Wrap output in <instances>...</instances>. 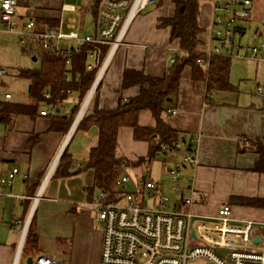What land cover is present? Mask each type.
Returning a JSON list of instances; mask_svg holds the SVG:
<instances>
[{
    "label": "crops",
    "instance_id": "0c3cea01",
    "mask_svg": "<svg viewBox=\"0 0 264 264\" xmlns=\"http://www.w3.org/2000/svg\"><path fill=\"white\" fill-rule=\"evenodd\" d=\"M28 1L19 0L21 12H25L23 8ZM213 3V0H204L200 7L198 18L203 29L200 36L203 46L199 48L203 52L215 46L210 39ZM61 8L36 13L31 9L27 11L48 24L58 21ZM175 14L172 0H162L161 4L153 5L136 17L124 46L112 57L84 113L86 117L92 116L97 109L115 110L121 100L139 96L138 86L122 89L125 70L143 71L155 78L168 73L171 60L181 46L178 40H171V31L161 26V20L173 18ZM262 15L264 0H253L249 18L237 26L241 37L246 32L243 26L252 20L257 21ZM77 18L85 23L83 34L93 31L90 14ZM260 33V29H256L255 34ZM232 73V90L208 94L205 83L194 82L192 69L186 67L180 80V92L170 106L175 113L167 120L169 126L180 134L179 149L167 151L165 146L163 150L166 152L158 155L156 163L138 164L147 157L149 143L136 141L132 129L122 128L118 134L117 156L130 163L123 170L124 175L132 179H150L164 194L165 182L155 181L144 173H165V180L171 181L167 178L168 169L178 164L183 155L192 153L194 162L184 165L181 170V190L176 192L174 184L171 187L175 193L169 197L170 207L174 209L184 197H191L193 203L180 209L191 212L197 219L214 220L219 210L228 205L235 222L264 225V95L258 90L256 95L241 92L243 87L232 83ZM77 98L78 95L71 93L54 118L40 115L48 104L44 102L33 116L24 113L13 116L6 123L0 122V178L13 168L19 170L0 203V264L14 263L23 236L16 223L27 221L29 227L33 222L39 236V255L51 257L55 264H99L102 236L99 234L100 239L95 238L92 212H98L95 204L104 193L94 188V172L78 169L68 178L55 173L57 160L66 150L72 159L78 161L81 169L83 162L89 159L91 148L98 144L100 133L97 127L79 129L82 118L75 124L86 97L79 104ZM10 102H14L13 98ZM29 103L30 98L24 105ZM77 105V114L68 130L62 131V125L56 121H67ZM138 124L156 127L149 111L140 113ZM94 243L97 248L91 258L89 251L93 250ZM21 264H26L23 257Z\"/></svg>",
    "mask_w": 264,
    "mask_h": 264
},
{
    "label": "built area",
    "instance_id": "2783aa9c",
    "mask_svg": "<svg viewBox=\"0 0 264 264\" xmlns=\"http://www.w3.org/2000/svg\"><path fill=\"white\" fill-rule=\"evenodd\" d=\"M84 1L78 8L63 5L58 21L46 24L28 11L21 12L19 0H0V33L17 36L24 51L69 59L82 47H89L86 70L90 73L96 71V75L77 114L76 125L95 95L115 52L124 46L129 28L136 17L157 4L156 0ZM213 2L210 39L215 46L205 52L207 57L230 56V53H234L264 61V44L246 48L235 42L236 34L241 36L242 33L233 26L249 18L253 0ZM68 13L75 17L90 14L93 18V31L83 34V20L78 21L75 17L65 20L64 16ZM33 56L37 58L36 54ZM174 61L172 59L171 63ZM198 63L206 68L209 66L204 60ZM6 75L5 69L0 67V104L12 100V95L3 91ZM64 79L67 83L72 82L69 74ZM257 90L264 95L262 86ZM67 93L71 94L70 91ZM44 98L48 104L40 115L57 117L64 102L52 100L49 92L44 93ZM169 112L175 113L173 110ZM179 147L177 143L175 148ZM193 162L194 155L188 152L178 164L168 169L167 178L173 181L176 192L181 190L182 168ZM18 174L19 170L13 168L0 178V203L3 202L6 188L13 185ZM117 186L121 191L120 199L108 201L103 194L95 204L99 220L103 223L99 264H189L198 260H204L207 264H264V225L250 221L235 222L230 206L224 205L214 220H201L191 212L180 209L193 203L191 197H184L178 207L172 209L169 197L150 179H132L123 175L117 181ZM38 200L39 197L35 199V206ZM16 225L23 236L13 264H21L29 221L24 224L17 222ZM257 238H260L258 242ZM33 264L55 262L49 256L39 255L34 258Z\"/></svg>",
    "mask_w": 264,
    "mask_h": 264
},
{
    "label": "trees",
    "instance_id": "16d2710c",
    "mask_svg": "<svg viewBox=\"0 0 264 264\" xmlns=\"http://www.w3.org/2000/svg\"><path fill=\"white\" fill-rule=\"evenodd\" d=\"M161 4L162 0H156ZM204 0H172L176 7L173 18L161 20V26L169 28L171 40H178L180 51L173 58L174 63L168 73L162 78H155L143 71L125 70L123 74L122 89L138 86L139 96L121 100L117 109L102 111L97 109L92 116L82 117L78 128L88 129L97 127L99 139L96 147L91 148L88 161L83 162L82 168L78 161L72 159L67 150L62 154L55 169L56 175L68 178L76 170H92L94 172V188L100 189L108 201H117L121 197V191L117 181L124 175L123 170L130 166L128 161L117 156L118 134L122 128L133 130L136 141L149 143V153L138 164H150L156 157L166 150H177L175 145L180 140V134L168 124L171 102L177 98L180 92V80L186 67L192 69L194 82H204L208 94L233 89L230 76L232 69V57L213 55L210 58L200 50L203 46L200 39L203 29L199 24L201 3ZM89 47H82L69 59L41 54V70H20L18 77L31 82L29 88L30 103L27 105L8 102L0 104V122L6 123L13 116L29 113L32 116L46 101L44 93L49 92L52 100L66 101L70 94L78 95V104L86 97L94 81L96 71L87 72V54ZM67 60L69 63H67ZM199 60L208 62L209 66L198 63ZM71 76L72 82L67 83L65 75ZM80 79V81H78ZM171 100V101H170ZM79 105L71 111L67 121L57 120L61 124L60 129L67 131L72 119L77 114ZM142 111H149L156 122L155 128L141 127L138 118ZM264 153V149L262 150ZM39 236L32 222L30 225L23 250L22 257L27 260L30 257L39 256Z\"/></svg>",
    "mask_w": 264,
    "mask_h": 264
},
{
    "label": "rangeland",
    "instance_id": "374dc122",
    "mask_svg": "<svg viewBox=\"0 0 264 264\" xmlns=\"http://www.w3.org/2000/svg\"><path fill=\"white\" fill-rule=\"evenodd\" d=\"M84 0H29L24 11L29 9L36 11L46 10V9H60L63 4L74 6L78 8L82 5ZM152 7H149L150 9ZM146 9V10H148ZM143 11L141 14L146 12ZM140 14V15H141ZM75 17L72 14H65L64 19ZM78 19L77 17H75ZM240 24V23H239ZM235 24L233 27H237ZM243 28L246 30L244 36L236 34L235 42L241 44L244 47L260 46L264 44V15L260 17L257 21L252 20L246 23ZM256 29H260V34H255ZM37 55L38 60H33V55ZM31 54L28 51H24L22 44L17 36L10 33H0V67L4 68L7 75L4 78L5 86L3 91L8 92L12 95L14 102L24 104L29 101V88L31 82L27 79H22L18 77L20 70H41L42 68V56L36 52ZM232 57V83L243 87L241 92L255 93L257 91L258 84L264 86V63H257V61L244 56H237L234 53L229 54ZM237 67V71H236ZM249 78L251 80H249ZM244 80V81H243ZM158 160H154L156 163ZM155 171V168H154ZM147 177L155 181L162 180L165 182L164 195L170 197L175 192L172 190L174 183L172 181L165 180V173H144ZM92 228L96 233L97 239L99 234L102 236L103 223L99 220L98 212H92ZM98 234V235H97ZM96 239V240H97ZM102 240V238H101ZM101 244V243H100ZM97 248L96 243H94L93 250L90 249L91 258L95 255V249ZM101 252V245L100 251ZM100 260V255H99ZM189 264H207L204 260L191 261Z\"/></svg>",
    "mask_w": 264,
    "mask_h": 264
},
{
    "label": "water",
    "instance_id": "95a60500",
    "mask_svg": "<svg viewBox=\"0 0 264 264\" xmlns=\"http://www.w3.org/2000/svg\"><path fill=\"white\" fill-rule=\"evenodd\" d=\"M34 61L36 60V59H33ZM61 156V155H60ZM59 159H60V157L58 158V160H57V162L59 161ZM57 162H56V164H57ZM260 240V238H257V242ZM34 263V258L33 257H30V258H28L27 260H26V264H33Z\"/></svg>",
    "mask_w": 264,
    "mask_h": 264
}]
</instances>
